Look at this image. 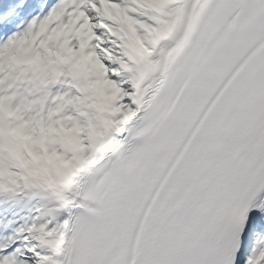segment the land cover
Returning <instances> with one entry per match:
<instances>
[{
	"label": "snow or ice",
	"instance_id": "6c2138e0",
	"mask_svg": "<svg viewBox=\"0 0 264 264\" xmlns=\"http://www.w3.org/2000/svg\"><path fill=\"white\" fill-rule=\"evenodd\" d=\"M0 264H264V0H0Z\"/></svg>",
	"mask_w": 264,
	"mask_h": 264
}]
</instances>
